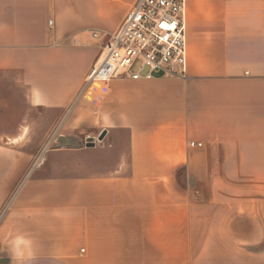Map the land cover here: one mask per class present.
Listing matches in <instances>:
<instances>
[{"label": "crops", "instance_id": "obj_1", "mask_svg": "<svg viewBox=\"0 0 264 264\" xmlns=\"http://www.w3.org/2000/svg\"><path fill=\"white\" fill-rule=\"evenodd\" d=\"M133 2L0 0L36 110L0 133V264H264V0H187L183 74L86 84Z\"/></svg>", "mask_w": 264, "mask_h": 264}, {"label": "built area", "instance_id": "obj_2", "mask_svg": "<svg viewBox=\"0 0 264 264\" xmlns=\"http://www.w3.org/2000/svg\"><path fill=\"white\" fill-rule=\"evenodd\" d=\"M186 1L134 0L114 31L101 32L104 34L101 49L86 72L85 83L116 75L150 80L157 75L183 74L187 49ZM92 34L97 37L100 31ZM188 145L202 143L189 140Z\"/></svg>", "mask_w": 264, "mask_h": 264}, {"label": "rangeland", "instance_id": "obj_3", "mask_svg": "<svg viewBox=\"0 0 264 264\" xmlns=\"http://www.w3.org/2000/svg\"><path fill=\"white\" fill-rule=\"evenodd\" d=\"M12 86L4 83L0 86V133L3 134L13 133L16 128H22V123H29L30 116L36 117V110L29 108L23 94L19 92L17 94L16 89ZM28 128L30 129V127ZM37 128H39L38 132H40L44 127L38 126ZM42 133L44 134L45 132L40 134L43 135ZM44 144L42 143L41 145L43 146ZM47 146L45 145L43 148Z\"/></svg>", "mask_w": 264, "mask_h": 264}, {"label": "water", "instance_id": "obj_4", "mask_svg": "<svg viewBox=\"0 0 264 264\" xmlns=\"http://www.w3.org/2000/svg\"><path fill=\"white\" fill-rule=\"evenodd\" d=\"M100 137H101V135H100ZM100 137H99V138H100ZM86 143H87L88 145H92V144H93V141L90 140V141H87Z\"/></svg>", "mask_w": 264, "mask_h": 264}, {"label": "snow or ice", "instance_id": "obj_5", "mask_svg": "<svg viewBox=\"0 0 264 264\" xmlns=\"http://www.w3.org/2000/svg\"><path fill=\"white\" fill-rule=\"evenodd\" d=\"M164 27H165V28H167V27H168V25H164Z\"/></svg>", "mask_w": 264, "mask_h": 264}]
</instances>
